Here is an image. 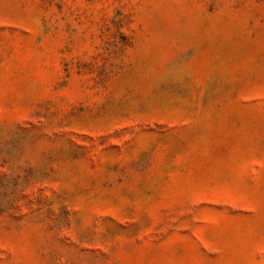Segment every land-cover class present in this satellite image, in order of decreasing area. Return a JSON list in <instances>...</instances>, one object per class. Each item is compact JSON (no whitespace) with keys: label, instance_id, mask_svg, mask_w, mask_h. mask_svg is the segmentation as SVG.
Listing matches in <instances>:
<instances>
[{"label":"rangeland","instance_id":"374dc122","mask_svg":"<svg viewBox=\"0 0 264 264\" xmlns=\"http://www.w3.org/2000/svg\"><path fill=\"white\" fill-rule=\"evenodd\" d=\"M0 264H264V0H0Z\"/></svg>","mask_w":264,"mask_h":264}]
</instances>
